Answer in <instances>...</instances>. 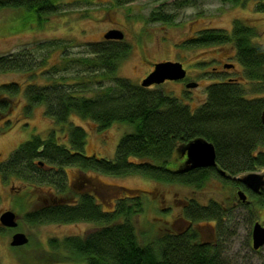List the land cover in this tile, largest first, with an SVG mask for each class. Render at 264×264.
Instances as JSON below:
<instances>
[{"label":"trees","instance_id":"obj_1","mask_svg":"<svg viewBox=\"0 0 264 264\" xmlns=\"http://www.w3.org/2000/svg\"><path fill=\"white\" fill-rule=\"evenodd\" d=\"M115 1L117 6H121L134 0ZM229 1L236 4L239 0ZM1 9L23 10L32 18L42 20L56 13L57 6L56 0H0ZM256 10L264 12V0H257ZM171 19L170 15L158 12L149 17L151 22L161 23H169ZM254 35L252 28L235 21L229 33L207 30L191 41L204 46L231 43L244 81L258 84L256 92H260L264 85V46L253 43ZM44 45L43 48L46 46L49 51L58 47L57 42ZM129 52V45L117 41L103 40L88 44L86 53L90 57L84 59V78L89 81L101 75L113 83V87L95 98L82 95L89 90L88 83L78 81L65 85L62 84L63 77L60 78L62 83L25 86V114L29 115L35 106H43L47 118L66 128L64 137L69 147L59 144L53 132L44 140L32 136L21 143L6 162L0 164V177L4 180L17 179L36 187H53L56 196H61L54 198V201L42 202L25 213L23 219L29 225L79 222L98 225L83 237L50 240L51 255L46 258L47 262L228 264L221 258L217 242L222 237L218 227L225 213L214 202L200 206L191 200L184 203L187 207L182 210V217L187 223L213 222L214 245L198 241V235L190 230L163 234L152 245L141 244L132 220L134 215L142 212L140 194L131 196V191L124 189L128 195L118 200L114 209L105 211L99 195L92 192L78 194L67 186L66 167L110 176L141 175L163 185L178 184L195 188H200L210 178L225 183L229 181L226 174L250 173L264 168V153L258 152L259 148H264V127L260 121L264 98H248L236 80L218 81L206 88L205 102L192 111L174 96L116 77L120 61ZM39 65L47 66V61ZM38 67L35 58L26 52L0 56V73L34 74ZM60 70L65 71L66 68L51 67L44 70L41 76L48 81L52 78L48 76L49 73L55 75ZM20 92L17 83L0 88V118L14 105L5 99ZM72 115L91 122L99 131L115 123L129 125L132 130L120 138L113 160L88 157L83 153L85 131L68 122ZM8 128L9 121L5 122L3 130ZM196 138L213 145L215 167L184 170V157L179 149ZM221 171L224 175H221ZM234 182L242 186L238 180ZM248 193L255 204L264 205V189L257 194ZM95 198L100 200L96 202Z\"/></svg>","mask_w":264,"mask_h":264},{"label":"rangeland","instance_id":"obj_2","mask_svg":"<svg viewBox=\"0 0 264 264\" xmlns=\"http://www.w3.org/2000/svg\"><path fill=\"white\" fill-rule=\"evenodd\" d=\"M256 5L257 0H239L236 4L229 0H134L121 6H117L115 0H56V13L42 20L32 18L23 10L1 9L0 56L26 52L35 58L40 67L34 74L0 73V88L17 83L21 89L20 93L5 99L14 105L0 118V164L32 136L44 140L53 132L59 144L69 147L64 137L66 128L47 118L43 106H35L29 115L25 114L23 89L28 84L62 83L60 78L63 77L62 84L65 85L78 81L88 83L89 90L82 94L85 98L103 95L109 87H113V83L101 75L87 81L84 78V59L90 57L86 53L88 44L102 42L103 35L109 30L122 32L123 39L117 42L130 46L129 55L119 63L116 77L139 85L154 64L179 62L187 72L183 82H164L150 89L174 96L192 111L205 102L209 85L229 79L240 82L248 98H264V85L260 92H256L258 84L244 81L231 43L204 46L191 41L207 30L229 33L233 23L239 21L255 31L253 43L264 46V12L257 11ZM157 12L170 15L171 22H151L150 15ZM51 42H57L58 47L49 51L45 45ZM44 60L47 66L39 65ZM227 64L233 65L234 69H224ZM51 67L66 70H60L55 75L49 73L52 78L47 81L41 75ZM186 83H195L196 87L186 88ZM8 121L10 128L3 130ZM68 122L85 131L83 153L86 156L108 160L114 159L120 138L132 130L129 125L115 123L99 131L91 122L73 115ZM258 152L264 153V148H259ZM78 172L88 180V184L84 183V192L99 195L105 211L114 209L118 200L128 195L124 189L130 190L131 196L140 194L142 212L134 215L132 220L141 244L152 245L163 234L190 230L198 235V241L214 245L212 221L187 223L182 217V210L187 207L184 203L188 201L193 200L200 206L214 202L225 213L218 227L222 235L217 241L221 258L228 264H264V246L257 251L251 249L253 225L256 222L264 225V205L255 204L249 197V191L240 186L241 190L234 182L248 173L226 174L229 181L225 183L210 178L203 186L195 188L163 185L141 175L110 176L66 167L64 173L70 190ZM253 173L264 174V168H258ZM239 191L246 196L247 204L240 202ZM50 197L59 199L61 196H56L53 187H36L17 179L4 180L0 177V215L10 210L18 216L15 230L0 233V264H79L71 260L47 262L46 258L51 255L48 242L50 239L83 237L98 225L83 222L29 225L23 219L25 213ZM95 200L98 202L100 199ZM14 232L24 233L28 243L11 248L9 242Z\"/></svg>","mask_w":264,"mask_h":264},{"label":"water","instance_id":"obj_3","mask_svg":"<svg viewBox=\"0 0 264 264\" xmlns=\"http://www.w3.org/2000/svg\"><path fill=\"white\" fill-rule=\"evenodd\" d=\"M105 41H121L123 33L118 30H109L103 35ZM224 69H232L233 65L227 64ZM186 71L179 62H159L153 65L152 71L141 81L140 86L149 88L163 84L164 82H178L184 80ZM186 88L196 87L195 83H187ZM260 121L264 127V109L260 113ZM179 152L184 157V170H193L197 168H212L216 166L215 151L211 143L202 138H196L183 145ZM39 164L42 165L41 162ZM221 175L224 172L221 171ZM240 184L251 193L257 194L264 189V174L248 173L238 179ZM240 202H246V196L239 191ZM0 226L8 229H16L18 226V216L8 210L0 215ZM28 243V238L24 233L16 232L11 236L10 247H22ZM264 246V226L256 222L251 230V249L259 250Z\"/></svg>","mask_w":264,"mask_h":264},{"label":"flooded vegetation","instance_id":"obj_4","mask_svg":"<svg viewBox=\"0 0 264 264\" xmlns=\"http://www.w3.org/2000/svg\"><path fill=\"white\" fill-rule=\"evenodd\" d=\"M234 69V68H233ZM152 71V70H151ZM186 75H187V72H186ZM185 80V79H184ZM184 80L180 81V82H183ZM231 80V79H229ZM166 83V82H165ZM187 84V83H186ZM150 88V87H149ZM67 180V179H66ZM84 183L88 184V180L84 178V175L83 174H80V172H78V174L76 176H74V180L72 181V185H71V190H75V192H77L78 194L80 193H84ZM69 184V182H67V185ZM240 187V186H239ZM242 188H244L243 186H241ZM240 187V189H241ZM246 189V188H244ZM242 190V189H241ZM247 190V189H246ZM249 191V190H248ZM250 192V191H249ZM251 193V192H250ZM54 198L53 197H50L48 199H44L42 202L43 203H46L47 200H53ZM247 199V198H246ZM54 201V200H53ZM244 203H248L247 200L246 202ZM264 226V225H262ZM0 228L2 229V231H12V230H15V229H8V228H3L2 226H0ZM16 233V232H14ZM13 233V234H14ZM12 234V235H13ZM51 240V239H50ZM49 240V241H50ZM49 246V245H48ZM11 248H19V247H11Z\"/></svg>","mask_w":264,"mask_h":264}]
</instances>
